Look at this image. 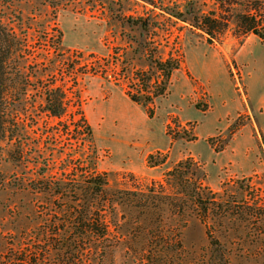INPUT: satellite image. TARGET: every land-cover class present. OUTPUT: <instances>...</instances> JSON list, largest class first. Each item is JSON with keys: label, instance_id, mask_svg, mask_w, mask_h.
Segmentation results:
<instances>
[{"label": "rangeland", "instance_id": "rangeland-1", "mask_svg": "<svg viewBox=\"0 0 264 264\" xmlns=\"http://www.w3.org/2000/svg\"><path fill=\"white\" fill-rule=\"evenodd\" d=\"M186 1L0 0L1 23L25 40L19 56H13V69L32 80L35 72L37 76L53 75L54 86L62 85L70 101L62 120L47 116L39 106L43 86L39 85V93L28 91L27 105L11 110L26 130L21 129L22 138H25L20 141L22 147L18 142H2L5 161L0 164V262H7L9 257L12 259L14 254L21 253L23 264H42L47 257L42 247H50L44 245L38 233L43 218L58 211L55 207L58 203L51 193L34 191L29 183L38 181L44 161L48 167L46 173L58 178L61 160L79 151V144L73 140L75 136L71 139V135L64 134L59 123L79 119L77 104L91 128L97 168L108 174V193L124 190L143 193L154 188L158 194H172L176 188L172 181H166L165 174L177 162L190 158L199 165L196 174H204V185L212 192L221 193V185L226 184L223 199L243 198L256 209L254 213H264V109H254L248 102L249 95L252 99L264 96V43L258 37L253 34L238 36L231 26L220 41L209 44L203 33L185 23L173 20L166 23L167 31H160L164 45L162 56L170 53L180 60V67L171 76L167 93L150 106L151 118L146 109L131 102L123 87L115 82L121 69L108 57L112 56L113 48L120 47L122 51L128 47L129 42L121 36L130 30L114 20L119 16L157 15L161 7L181 6ZM201 1L208 4L204 10L212 9L209 6L214 0ZM257 1L264 14V0ZM83 65L86 73L79 71ZM97 65L99 68L93 73L91 69ZM211 93H215L212 111ZM241 101L244 106L249 104L248 109L243 107L227 116L221 129L224 120H217V105L224 102L227 109H234ZM181 104L205 113L211 111L201 117L202 124L197 131L196 123L179 121L177 111ZM72 129L70 126L69 130ZM215 129L217 131L209 139L218 147L226 143L224 149L216 153L231 151L232 145L239 142L243 151L241 156L234 153L233 161L229 159L216 172L212 171L215 164L187 152L186 147L192 142L189 138H171L175 133L196 137ZM154 135L157 140L161 137L167 142L170 138L178 143H175V152L171 146L162 154L165 155L162 165L149 167L144 162L148 143L140 148L143 150L136 155V161L132 153L138 152L137 145L155 139ZM209 139L206 142L210 145ZM38 149L43 152L42 157L35 156ZM8 151H12L10 157ZM227 154L232 153L227 152L224 157ZM11 156L18 157L19 161L13 162ZM121 214L116 204L107 209L108 234L95 249L93 246L84 251L82 264H218L210 256L205 235L207 226L197 216H188L190 212L171 215L164 209L156 211L155 217L162 220L158 222L162 238L153 241L142 234L131 236L119 230ZM255 217H250L248 224L234 222L229 225L220 220L213 226L214 237L229 241L223 258L227 264H264V218L253 223ZM208 221L207 225H211ZM138 224L141 228L145 226L140 220Z\"/></svg>", "mask_w": 264, "mask_h": 264}, {"label": "trees", "instance_id": "trees-1", "mask_svg": "<svg viewBox=\"0 0 264 264\" xmlns=\"http://www.w3.org/2000/svg\"><path fill=\"white\" fill-rule=\"evenodd\" d=\"M207 5L201 0H187L181 6L161 7V13L157 15L124 18L119 16L116 20L113 19L130 30V33L124 31L121 36L129 42L128 47L122 51L120 47L113 48L112 56L108 57L121 69L115 82L123 87L125 96L131 102L146 109L149 118L153 116L150 106L154 100L167 93L171 76L180 67V60L170 53H167L166 57L162 56L161 48L164 45L161 43L160 31H167L164 26L166 23L170 24L172 20L185 23L191 29L203 33L209 44L220 41L231 26L236 35L253 34L264 43V14L257 0H214L209 6L212 9L204 10ZM23 42L24 39L18 38L15 32L3 26L0 20V164L5 161L2 142H18L20 147L23 146L20 141L25 138H22L24 136L21 129H26L20 125L17 115L12 114L11 110L27 105L29 90H37L39 93V85H43L39 106L47 116L58 120L66 116L70 103L62 85L54 86L56 79L53 75L37 76L35 72L32 80L28 75L13 69V56H19ZM134 66L138 68L135 69ZM97 68L98 65L93 66L92 72H97ZM81 70L86 73V66L80 67L79 71ZM77 109L80 117L76 122L71 119L67 124L59 123L63 126L64 134L71 135V139L75 136L73 140L79 144V151H73L61 160L58 178L46 173L48 167L44 161L43 169L38 173V181L32 180L29 183L34 191L51 193L50 196L56 198L54 202L58 203V206H55L58 211L55 215L43 218L38 233L44 240V245L50 247H42L47 256L42 264H82L84 251L92 249L93 246L95 249L108 234L105 212L113 204L118 205L122 212L119 230L126 231L131 236L142 234L151 241L162 238L158 225L162 220L155 217L156 211L164 209L171 215L175 212H190L191 215L188 216H197V219L207 226L205 235L210 256L216 259L218 264H227L223 258L228 251L229 241L214 237L213 226L219 224L220 220L232 225L234 222L248 224L253 215H256L253 223L264 218V213H254L256 209L243 198L223 199L222 192L226 184L221 185V193L212 192L204 185V174H196V171L200 170L199 165L190 158L177 162L165 174L166 181H172L176 188V192L172 194H158L154 188H149L143 193L134 190L108 193V174L100 172L97 168V151L91 128L80 113L78 104ZM70 126H73L72 130H69ZM184 137L190 141L196 140L194 135L187 137L177 133L171 138L176 140ZM209 143L215 148L214 151H220V148L224 149L226 146V143L223 147L215 146L213 139H209ZM35 152V156H43L41 149ZM11 154L12 151H8L9 157ZM18 155L20 156L19 153ZM163 156L165 155L158 152L150 154L146 159L147 166L162 165L165 162ZM11 158L13 162L19 161L18 157ZM0 182L2 184L1 175ZM35 184L39 186L34 187ZM138 208L141 210L138 211ZM139 220L145 224L143 228L138 224ZM207 220L211 221H208L211 225H207ZM8 259L9 261H1L0 264L24 263L22 253L14 254L12 259Z\"/></svg>", "mask_w": 264, "mask_h": 264}, {"label": "crops", "instance_id": "crops-1", "mask_svg": "<svg viewBox=\"0 0 264 264\" xmlns=\"http://www.w3.org/2000/svg\"><path fill=\"white\" fill-rule=\"evenodd\" d=\"M214 94L215 93H211V96H210V99H211L210 109H211V111L213 109H215V105H212V102H213L212 97ZM248 97H249L250 101L248 100V98H247V100H248V102H250V104L251 103L253 104L254 109H264V96H261L259 98H255V99L254 98L252 99L250 97V95ZM248 105L249 104L245 103V106H244L243 101L239 102V106H235L234 109H227V107H225L224 102L222 104L217 105V107H216V109L218 110V114L216 116L217 120H218V122H220V120H224L223 126L221 127V129L224 127L225 120H226L227 116L236 113L239 109H244L245 107H246V109H248ZM251 109H253V108L251 107ZM173 110H176V109H173ZM181 110H184V111H181ZM211 111L209 110L208 112L205 113V112H202L201 110H198L195 107L193 108V107L186 106L185 104H181V109H179L177 111V113H178L177 115H178L179 121H181L182 124H184V123H193V124L196 123L198 126L196 125L195 131H197L198 127L202 124L201 117H203L205 114H210ZM222 111L225 112L224 115L221 114ZM172 113H174V111ZM148 121H150V120H148ZM216 131L217 130L215 129L213 132H211L209 130V132L206 134H197V136H196L198 138L197 141L189 142L190 144L188 145V147H186L187 152H190L191 155L201 159L202 161H204V160L209 161L212 163V165L215 164L212 166L213 167L212 171H214V172H216L218 169L219 170L222 169L221 167H223L225 164H227V161H229V159L231 161H233V158H235L234 153L236 156L237 155L241 156L240 154L243 153L242 149L240 148V146H241L240 142L236 143L238 146H236V144H233L232 146L234 147V149H231V151L227 150V152H230L232 154H230V155L227 154V156H226L227 159L224 160L226 158L224 156L227 152H225V153L222 152L221 154L216 153L211 148V146L206 142V139L208 140L209 138H211V136L214 135ZM152 137L155 138V135ZM147 143L149 145H148L147 151L144 152L145 153L144 154V162H146V159L150 154H153L156 152L161 153V154H166L169 151V147H171V146H172L173 152H175V150H176V147H175L176 144L175 143H178V141L173 143V141L169 138V141L165 142V139L161 138V137H159L158 140L156 138L152 139L151 141L147 140V141L136 146L138 149L137 150L138 152L135 153V151H134L132 153L133 155L135 154V158L133 156L135 161H136V155L138 153H140V151L143 150L140 148L141 147L143 148L144 147L143 145H145ZM167 143H168V146L166 145ZM135 174L142 176V174H138L136 172H135Z\"/></svg>", "mask_w": 264, "mask_h": 264}]
</instances>
